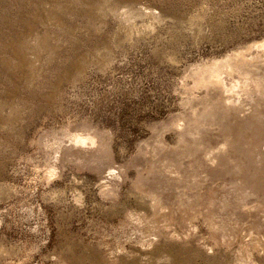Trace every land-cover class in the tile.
Listing matches in <instances>:
<instances>
[{
  "label": "rangeland",
  "instance_id": "rangeland-1",
  "mask_svg": "<svg viewBox=\"0 0 264 264\" xmlns=\"http://www.w3.org/2000/svg\"><path fill=\"white\" fill-rule=\"evenodd\" d=\"M0 264H264V0H0Z\"/></svg>",
  "mask_w": 264,
  "mask_h": 264
},
{
  "label": "bare ground",
  "instance_id": "bare-ground-1",
  "mask_svg": "<svg viewBox=\"0 0 264 264\" xmlns=\"http://www.w3.org/2000/svg\"><path fill=\"white\" fill-rule=\"evenodd\" d=\"M72 140L75 144H79V145H86L87 143L93 141L90 136H88V135L84 136V135H80V134H76L72 138Z\"/></svg>",
  "mask_w": 264,
  "mask_h": 264
}]
</instances>
